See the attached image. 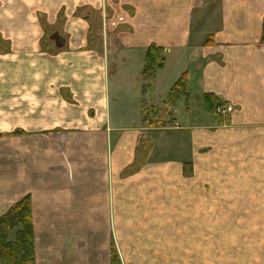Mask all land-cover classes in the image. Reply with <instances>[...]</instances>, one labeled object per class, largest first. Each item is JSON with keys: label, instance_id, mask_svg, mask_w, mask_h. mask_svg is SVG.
<instances>
[{"label": "crops", "instance_id": "crops-1", "mask_svg": "<svg viewBox=\"0 0 264 264\" xmlns=\"http://www.w3.org/2000/svg\"><path fill=\"white\" fill-rule=\"evenodd\" d=\"M26 196L34 264H264V0H0V219Z\"/></svg>", "mask_w": 264, "mask_h": 264}, {"label": "trees", "instance_id": "trees-1", "mask_svg": "<svg viewBox=\"0 0 264 264\" xmlns=\"http://www.w3.org/2000/svg\"><path fill=\"white\" fill-rule=\"evenodd\" d=\"M164 64L163 49L156 45H150L147 49L143 76L151 79L156 70ZM184 78L181 77L171 88L169 99L175 96L179 88L184 86ZM210 107L212 99L206 95ZM17 228L14 240H9V232ZM0 264H34V237L31 223V206L29 197H24L0 219ZM111 264H121L115 250L112 251Z\"/></svg>", "mask_w": 264, "mask_h": 264}, {"label": "rangeland", "instance_id": "rangeland-1", "mask_svg": "<svg viewBox=\"0 0 264 264\" xmlns=\"http://www.w3.org/2000/svg\"><path fill=\"white\" fill-rule=\"evenodd\" d=\"M242 243L236 241H212L211 243H197L201 246V251H196L198 257L193 255L180 256L178 259L179 264H246L251 259L241 256ZM250 245V243H245ZM205 246V249H204ZM193 253V252H192ZM171 259L164 258V262H169Z\"/></svg>", "mask_w": 264, "mask_h": 264}, {"label": "built area", "instance_id": "built-area-1", "mask_svg": "<svg viewBox=\"0 0 264 264\" xmlns=\"http://www.w3.org/2000/svg\"><path fill=\"white\" fill-rule=\"evenodd\" d=\"M214 111L217 115L227 116L233 111V107L231 105L217 103L216 105H214Z\"/></svg>", "mask_w": 264, "mask_h": 264}]
</instances>
